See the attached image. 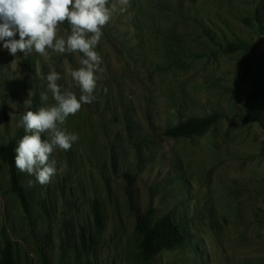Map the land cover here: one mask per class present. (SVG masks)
Instances as JSON below:
<instances>
[{"label": "rangeland", "instance_id": "rangeland-1", "mask_svg": "<svg viewBox=\"0 0 264 264\" xmlns=\"http://www.w3.org/2000/svg\"><path fill=\"white\" fill-rule=\"evenodd\" d=\"M102 31L97 99L64 125L78 141L54 151L58 174L47 186L19 172L31 216L0 158V259L10 244L17 264H148L136 224L153 207L188 236L150 264H264V101L252 97L264 89V0H129ZM68 34L67 22L58 26V37ZM238 41L262 54L250 71L244 50L221 49ZM81 56L14 57L0 43V146L26 134L23 113L54 103L50 92L40 100L50 71L79 98L65 69ZM213 113L223 118L205 134L164 135Z\"/></svg>", "mask_w": 264, "mask_h": 264}, {"label": "clouds", "instance_id": "clouds-1", "mask_svg": "<svg viewBox=\"0 0 264 264\" xmlns=\"http://www.w3.org/2000/svg\"><path fill=\"white\" fill-rule=\"evenodd\" d=\"M128 4L129 0H0V43L10 55L23 53L26 58L35 52L48 60L50 54H82L78 69H65V76L80 90L79 98L70 88L62 89L58 84L60 73L50 71L47 91L40 92V100L47 105L50 92L54 103L26 111L19 122L26 134L14 150L15 166L21 173L34 175L41 186H47L58 174L56 159H50L54 151H68L78 141V134L69 133L64 125L82 105L97 99L94 92L102 78L103 61L95 49L102 29L114 14L125 13ZM65 22L70 34L58 37V26ZM17 34L19 39L15 38ZM32 95L33 90L29 97ZM24 104L31 107L27 100Z\"/></svg>", "mask_w": 264, "mask_h": 264}, {"label": "trees", "instance_id": "trees-1", "mask_svg": "<svg viewBox=\"0 0 264 264\" xmlns=\"http://www.w3.org/2000/svg\"><path fill=\"white\" fill-rule=\"evenodd\" d=\"M228 52H236L238 50H244L246 52L245 58V70L250 71L252 65L261 57V53L252 50L250 46L242 41L227 44L225 47H221ZM253 101L261 102L264 101V89H257L252 94ZM223 115L220 113H213L206 117H190L185 121L179 123L176 126L166 129L164 135L172 138H179L185 136H194L205 134L209 129L215 126ZM17 143L11 141L7 145L0 146V158L7 164L10 180H11V191L14 192L25 213L31 216L32 202L29 193L23 183L22 174L19 173L15 166V148ZM125 178L130 183L135 181V177L129 173L124 174ZM95 224L98 228L103 225L102 210L97 201L93 205ZM136 232L140 235V251L141 258L145 263H152L158 254L166 250H172L177 248L187 239V231L182 224L175 222L171 217V214L157 218L155 208L151 207L145 214H143L136 224ZM92 246V242L83 238L82 247L89 248ZM10 244L6 245L3 250L0 264H17L13 258ZM82 264H99L91 262L90 260L83 262Z\"/></svg>", "mask_w": 264, "mask_h": 264}]
</instances>
